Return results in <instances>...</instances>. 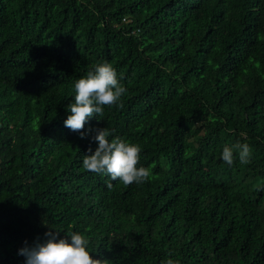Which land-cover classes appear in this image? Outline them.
Masks as SVG:
<instances>
[{"label":"trees","instance_id":"16d2710c","mask_svg":"<svg viewBox=\"0 0 264 264\" xmlns=\"http://www.w3.org/2000/svg\"><path fill=\"white\" fill-rule=\"evenodd\" d=\"M105 62L127 91L82 139L74 84ZM106 127L146 182L83 168ZM50 228L108 264H264V0H0V264Z\"/></svg>","mask_w":264,"mask_h":264},{"label":"clouds","instance_id":"9594fccd","mask_svg":"<svg viewBox=\"0 0 264 264\" xmlns=\"http://www.w3.org/2000/svg\"><path fill=\"white\" fill-rule=\"evenodd\" d=\"M74 102L68 105L65 127L73 132H79L83 139L85 124L93 116H103L105 107L118 104L127 89L120 83L116 70L107 62L97 65L89 71L85 78L78 79L74 84ZM122 106V105H120ZM95 131L92 139L98 146L95 151L89 148L90 155H84L82 166L85 170L106 174L113 181L119 180L124 185L146 182L151 176L148 168L138 167L141 148L123 138L115 137L109 140L112 132L106 127L103 129H89ZM238 153L241 164L251 162L252 149L247 143H235L231 147L225 146L222 151V160L232 166ZM112 187L111 184L108 185ZM60 232L49 229L45 233L47 239L37 242L32 247L20 249L19 254L26 257V264H108L106 259H94L89 251L90 240L85 235L68 231L64 238ZM171 257L172 253L169 252ZM163 264H180L179 260L166 259Z\"/></svg>","mask_w":264,"mask_h":264}]
</instances>
